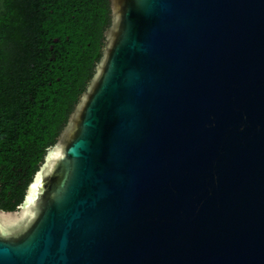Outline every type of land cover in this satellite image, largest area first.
Instances as JSON below:
<instances>
[{
    "label": "water",
    "instance_id": "water-1",
    "mask_svg": "<svg viewBox=\"0 0 264 264\" xmlns=\"http://www.w3.org/2000/svg\"><path fill=\"white\" fill-rule=\"evenodd\" d=\"M109 7L0 264H264V0Z\"/></svg>",
    "mask_w": 264,
    "mask_h": 264
},
{
    "label": "trees",
    "instance_id": "trees-1",
    "mask_svg": "<svg viewBox=\"0 0 264 264\" xmlns=\"http://www.w3.org/2000/svg\"><path fill=\"white\" fill-rule=\"evenodd\" d=\"M109 0H0V209L15 211L102 57Z\"/></svg>",
    "mask_w": 264,
    "mask_h": 264
}]
</instances>
